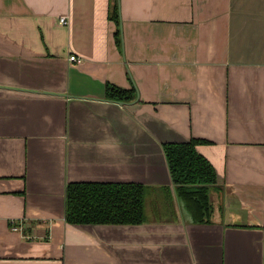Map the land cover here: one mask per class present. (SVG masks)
I'll return each mask as SVG.
<instances>
[{
    "label": "crops",
    "instance_id": "0c3cea01",
    "mask_svg": "<svg viewBox=\"0 0 264 264\" xmlns=\"http://www.w3.org/2000/svg\"><path fill=\"white\" fill-rule=\"evenodd\" d=\"M118 2L117 24L113 0H0V264H264V0ZM191 139L208 224L162 149ZM69 183L169 187L178 221L68 224Z\"/></svg>",
    "mask_w": 264,
    "mask_h": 264
},
{
    "label": "trees",
    "instance_id": "16d2710c",
    "mask_svg": "<svg viewBox=\"0 0 264 264\" xmlns=\"http://www.w3.org/2000/svg\"><path fill=\"white\" fill-rule=\"evenodd\" d=\"M114 1L110 18L119 23V2ZM120 31L117 33L119 36ZM119 42V39H118ZM106 101L132 103L135 90L106 85ZM206 143L191 139L186 143L163 144L174 194L191 220L197 224L211 223L212 205L209 194L218 188L217 173L211 162L196 150ZM164 196H154L157 221H178L174 197L169 187L161 188ZM152 188L138 183H69L66 188L65 220L72 225H141L148 221L146 195ZM167 199V200H166ZM160 203V204H159Z\"/></svg>",
    "mask_w": 264,
    "mask_h": 264
},
{
    "label": "rangeland",
    "instance_id": "374dc122",
    "mask_svg": "<svg viewBox=\"0 0 264 264\" xmlns=\"http://www.w3.org/2000/svg\"><path fill=\"white\" fill-rule=\"evenodd\" d=\"M157 203H155V200L152 198V196H150L149 194L146 195V202H145V212H146V217H152L155 218L156 215V211H155V205Z\"/></svg>",
    "mask_w": 264,
    "mask_h": 264
},
{
    "label": "built area",
    "instance_id": "2783aa9c",
    "mask_svg": "<svg viewBox=\"0 0 264 264\" xmlns=\"http://www.w3.org/2000/svg\"><path fill=\"white\" fill-rule=\"evenodd\" d=\"M60 24L66 25L67 24V19L65 17L60 18ZM70 61L71 62H78L79 59L76 56H71L70 57ZM11 225H12V230L13 231L18 232V231L21 230L19 227L15 226V223H11Z\"/></svg>",
    "mask_w": 264,
    "mask_h": 264
},
{
    "label": "water",
    "instance_id": "95a60500",
    "mask_svg": "<svg viewBox=\"0 0 264 264\" xmlns=\"http://www.w3.org/2000/svg\"><path fill=\"white\" fill-rule=\"evenodd\" d=\"M137 101V100H136ZM135 101V102H136ZM133 103V102H132ZM117 104H119V105H122V106H125V105H127V104H130V103H127V104H125V103H117ZM168 143H186V142H168ZM163 144H167V143H163ZM163 144H162V146H163ZM162 149H163V147H162ZM163 152H164V150H163ZM164 156H165V153H164ZM165 159H166V156H165ZM166 162H167V159H166ZM167 165H168V163H167ZM168 169H169V167H168ZM170 172V171H169ZM171 176V175H170ZM172 180V179H171ZM173 185V184H172ZM173 188H174V186H173ZM212 190H214V189H212ZM211 190V191H212ZM211 192H210V194H209V200H210V204L212 205V200H211ZM212 211H213V209H212ZM212 222V221H211Z\"/></svg>",
    "mask_w": 264,
    "mask_h": 264
}]
</instances>
